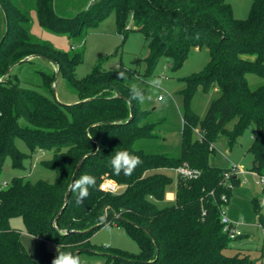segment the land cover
Returning <instances> with one entry per match:
<instances>
[{"label":"trees","instance_id":"trees-1","mask_svg":"<svg viewBox=\"0 0 264 264\" xmlns=\"http://www.w3.org/2000/svg\"><path fill=\"white\" fill-rule=\"evenodd\" d=\"M53 2L37 0L40 22L48 27L75 33L74 28L80 30L112 10L119 32L127 31L132 22L149 44L147 73L163 56L178 69L191 51L205 46L211 59L184 79L180 148L171 153L160 142L165 141L161 133L169 115L156 118L157 107L130 100L128 68L121 64L107 71L99 64L88 75L76 77L82 54L70 56L46 41L31 39L25 27L28 15L13 0H0V264H51L57 249L49 244L80 259L83 252L102 251L106 264H264V243L257 258L228 254L235 250V241L250 239L245 232L231 238L221 222L222 195L228 204L241 178L226 177L231 166L210 159L221 138L232 147L254 124L250 170L264 175V0H252L244 19L234 16L229 0H99L72 17L57 15ZM30 56L46 57L57 65L58 73L76 88L78 102L66 104L55 97V73L42 72L43 90L23 86L13 77L12 66ZM118 72L127 78L118 79ZM249 74L263 82L252 87ZM199 87L218 90L203 117L190 107ZM17 136L27 141L32 153L51 152L41 162L58 172L55 182L15 177L7 186L1 184L5 158L10 155L13 165L21 167L26 155L16 147ZM120 150L142 160L131 176L113 174L110 161ZM185 163L199 174L174 177L167 172ZM84 174L95 176L97 187L77 204L69 185ZM105 179L124 188L105 191ZM175 179V201L158 205ZM262 195L252 202L257 220L264 222ZM15 217L22 218L29 234L42 239L37 259L24 245L22 230L13 227ZM106 224L123 228L140 252L92 243L94 233Z\"/></svg>","mask_w":264,"mask_h":264},{"label":"rangeland","instance_id":"rangeland-1","mask_svg":"<svg viewBox=\"0 0 264 264\" xmlns=\"http://www.w3.org/2000/svg\"><path fill=\"white\" fill-rule=\"evenodd\" d=\"M29 17L25 27L31 37L36 41H46L54 48L69 53L74 56L82 54V60L75 67V75L82 78L91 73L97 65H101L105 70L117 69L121 64L131 71L128 81L131 85L139 84L146 91L148 97L144 104L147 107H157L154 116L162 117L169 115L164 124L161 135L171 153H178L181 142L180 125L184 112V98L182 89L185 87L184 79L205 68L211 59L210 50L207 46L196 48L191 51L189 57L178 69L171 65V59L163 56L157 63L152 73H147L146 58L149 54L148 41L143 32L135 30L131 22L127 31L119 32L117 14L114 10L107 12L97 20H89L82 24L80 30L73 29L75 33L60 30L56 27H48L40 22L37 0H13ZM99 0H54V11L59 16H76L82 10ZM233 8L234 16L244 19L249 16L252 0H229ZM69 27L67 24L59 26ZM70 25V24H69ZM73 25V24H72ZM73 28V27H72ZM31 57V56H30ZM42 72L54 74L53 84L55 97L62 103L78 102V92L75 87L62 74L57 73L58 67L51 60L42 56H33L31 60L16 63L11 68L12 76H17L23 86L42 88ZM158 76L164 81L162 89L150 88L146 81ZM252 87L258 86L263 79L257 75H248ZM218 90L213 88L210 92H205L203 87H199L194 94L190 107L200 116H204L211 101L217 97ZM161 97V98H159ZM24 124V121L21 122ZM256 126L251 124L241 135L237 142L229 147L225 138H221L216 143V150L211 154V162L223 167L237 165L243 167L249 173L241 177L240 184L233 188L230 202L224 206L228 212L233 206L236 219L242 221L241 229L246 234L254 236L252 240L247 237L235 241V250H228V254L241 252L248 253L250 258L260 256V247L264 243L263 232L257 226V214L252 202L255 195H261L263 186L258 182V176L250 171L253 165V154L249 151L252 144L253 134ZM15 144L18 149L26 155L21 167L13 165V158L8 155L3 162V173L1 184L5 187L11 183L15 177H25L36 182L43 179L48 182H55L58 172L42 164V159L51 157L50 151L37 150L31 152L27 141L17 136ZM168 173L176 177L174 170ZM245 178L247 180L245 181ZM124 187L120 186L119 191ZM176 179L169 184L166 196L163 201H158V205L164 206L172 204L176 198ZM118 191V192H119ZM13 227L19 228L23 232V243L26 248L38 258L41 250V241L32 238L25 230V225L21 217L11 220ZM92 243L104 248H119L130 253L138 254L140 247L131 236L117 224H106L97 230L91 238ZM51 250H56V244H49ZM264 262V260H263ZM81 264H106V256L102 251L83 252L81 254ZM111 264V263H110Z\"/></svg>","mask_w":264,"mask_h":264},{"label":"clouds","instance_id":"clouds-1","mask_svg":"<svg viewBox=\"0 0 264 264\" xmlns=\"http://www.w3.org/2000/svg\"><path fill=\"white\" fill-rule=\"evenodd\" d=\"M118 79H126L124 72L117 73ZM147 85L153 89H162L164 81L154 76L146 81ZM148 97L145 95L144 88L139 84H133L130 88V100L144 103ZM99 151V149L97 150ZM113 174L119 176L123 173L125 176H131L135 169L142 164L139 156L130 153L127 150L116 151L110 161ZM97 187L96 177L90 174H84L78 179H74L69 185V190L75 194L76 203L81 204L89 195L90 189ZM51 264H81V259L78 254L70 251L61 252L57 248V255L52 259Z\"/></svg>","mask_w":264,"mask_h":264},{"label":"built area","instance_id":"built-area-1","mask_svg":"<svg viewBox=\"0 0 264 264\" xmlns=\"http://www.w3.org/2000/svg\"><path fill=\"white\" fill-rule=\"evenodd\" d=\"M161 98V97H159ZM174 171L176 172L177 175H181L184 177H193V176H197L199 174V171L196 169L191 168L188 164H183L177 168L174 169ZM247 171L241 167V166H237V165H232L231 169L229 171L225 172V176L229 177L232 174H235L237 176H240L241 174L246 173ZM252 173H255L258 176V182L263 186L264 189V175H259L256 172L252 171ZM121 185L117 184L114 180L111 179H105L102 183H101V188L105 191H110V192H118L119 188ZM222 204L220 206V214H221V222L224 225V230L229 234V236L231 238H236L237 236L242 234V230L239 226V222H235L233 221L227 211L224 208V204L228 201L227 196L224 194L222 195ZM261 213L264 214V191H263V195L261 198ZM257 226L260 227L262 229L263 232V238H264V222L257 220Z\"/></svg>","mask_w":264,"mask_h":264},{"label":"crops","instance_id":"crops-1","mask_svg":"<svg viewBox=\"0 0 264 264\" xmlns=\"http://www.w3.org/2000/svg\"><path fill=\"white\" fill-rule=\"evenodd\" d=\"M233 165V164H232ZM232 165H230V166H232ZM247 171V170H246ZM251 171V170H250ZM247 173H249L248 171L246 172V173H244V174H241L240 175V178L242 177V176H244V175H246ZM252 173V172H251ZM253 175H255V176H257L255 173H252ZM247 180V178H245V181ZM263 189V188H262ZM232 197V196H231ZM231 199V198H230ZM229 202H230V200H229ZM236 211H235V209H234V207L233 206H230V208H229V210H228V215H229V217L233 220V221H235V222H239V226H240V228H241V226H242V224H243V222L242 221H239V220H234V219H236V213H235ZM257 224V223H256ZM242 230V229H241ZM243 231V230H242ZM28 233V232H27ZM28 235L30 236V237H32L33 239L34 238H36V239H39L40 241L42 240L40 237H37V236H34V235H31V234H29L28 233ZM22 236H23V232H22ZM23 238V237H22ZM250 239L249 240H252L253 238H254V236L252 235V234H250V237H249ZM22 241H23V239H22Z\"/></svg>","mask_w":264,"mask_h":264},{"label":"water","instance_id":"water-1","mask_svg":"<svg viewBox=\"0 0 264 264\" xmlns=\"http://www.w3.org/2000/svg\"><path fill=\"white\" fill-rule=\"evenodd\" d=\"M58 73V72H57ZM80 165V164H79ZM79 165H78V167H77V169H76V172L78 171V169H79ZM105 222V220L102 222V223H104Z\"/></svg>","mask_w":264,"mask_h":264}]
</instances>
